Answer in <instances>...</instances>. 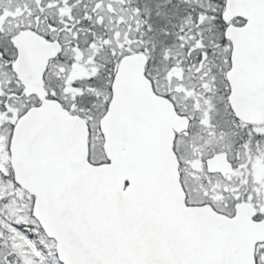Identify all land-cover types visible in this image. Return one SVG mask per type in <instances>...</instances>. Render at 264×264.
Returning a JSON list of instances; mask_svg holds the SVG:
<instances>
[{"label":"snow or ice","instance_id":"6c2138e0","mask_svg":"<svg viewBox=\"0 0 264 264\" xmlns=\"http://www.w3.org/2000/svg\"><path fill=\"white\" fill-rule=\"evenodd\" d=\"M0 264H264V0H0Z\"/></svg>","mask_w":264,"mask_h":264}]
</instances>
